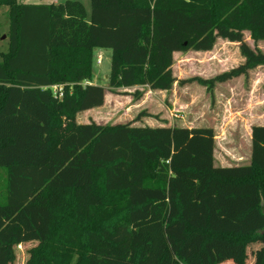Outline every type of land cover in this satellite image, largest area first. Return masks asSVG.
I'll return each instance as SVG.
<instances>
[{"label":"trees","instance_id":"16d2710c","mask_svg":"<svg viewBox=\"0 0 264 264\" xmlns=\"http://www.w3.org/2000/svg\"><path fill=\"white\" fill-rule=\"evenodd\" d=\"M2 4L10 48L0 54V264L29 242L25 264H188L178 252L194 247L200 261L220 242L240 249L238 264L258 245L264 264L263 125L252 127L249 165L220 166L209 126L77 121L105 100L93 82L99 48L112 52L114 92L171 89L174 53L209 51L219 37L239 43L245 61L195 78L209 89L264 64L244 38L264 40V0H91L90 17L79 0Z\"/></svg>","mask_w":264,"mask_h":264},{"label":"rangeland","instance_id":"374dc122","mask_svg":"<svg viewBox=\"0 0 264 264\" xmlns=\"http://www.w3.org/2000/svg\"><path fill=\"white\" fill-rule=\"evenodd\" d=\"M13 1L15 4H47L65 0ZM79 1L85 5L88 17H90L91 0ZM9 12L10 5H0V54L7 52L10 48ZM244 38L250 46L257 47L264 52V40L254 42L249 31H245ZM111 55V50L105 48H99L94 53L95 79L93 82L104 86L105 100L103 105L88 109L90 112L85 114L80 112L81 117L89 114V119L86 116L80 118L81 121L82 119L90 120L102 125H115L130 121H134L137 125L149 126L211 127L212 125L219 133L225 129L230 116L234 117L239 110L242 109L243 115L248 116L251 115V110L258 101H262L264 105V64L251 68L246 74L231 78L232 82L230 80L216 81L210 89L197 80L198 78L211 79L244 63L245 58L237 42H229L219 37L209 51L191 49L176 52L173 63V74L176 81L169 90H151L148 87L135 86L120 88L117 92L111 91L107 83V76L111 69ZM99 58L100 63H98ZM251 105H253L252 108ZM143 111L152 116H140L138 120H135ZM222 138H216L218 156L221 152L223 154L226 152L223 149V143L227 140ZM226 155L229 161L225 164L235 163L232 160V157H235L234 153L229 152ZM7 185L8 171L0 167V203L7 202ZM33 244L35 242L25 243L21 245V248L16 249V259L12 264H25L26 250ZM194 249L192 247L187 252L177 254L183 262L186 261L188 264H238L237 255L240 249L232 248L224 242L209 244L200 261L191 259ZM259 253L258 245L247 246L246 264H257Z\"/></svg>","mask_w":264,"mask_h":264},{"label":"crops","instance_id":"0c3cea01","mask_svg":"<svg viewBox=\"0 0 264 264\" xmlns=\"http://www.w3.org/2000/svg\"><path fill=\"white\" fill-rule=\"evenodd\" d=\"M232 80L233 79H230L231 82ZM251 91L252 89L250 90V92ZM252 106L253 105H251V108ZM89 110L82 111L81 113L85 114L87 112H90ZM251 111H252L251 115L244 116L243 115L244 112L241 109L237 112V115H235L234 117L230 116L228 122L226 123L225 129H223L219 133H217L215 127L211 125L216 135L215 138L220 139L223 137L222 139L227 140V142L223 143L224 147L222 145L223 149L226 151L224 154L223 152H221L222 156L217 155L216 153L217 150L215 148L214 157H215L216 165L236 166V165H249L251 163L252 127L254 125L264 126V105L262 104V101H258L257 105L254 106ZM81 113L77 114V121H79L80 123H89L90 120H84V119H82V121L80 120V118H84L86 116L87 119H89L88 118L89 114L81 117L80 116ZM227 134L229 135L227 136ZM229 152L234 153L236 158L232 157V160H234L235 163L225 164L226 161H229L228 156L226 155Z\"/></svg>","mask_w":264,"mask_h":264},{"label":"built area","instance_id":"2783aa9c","mask_svg":"<svg viewBox=\"0 0 264 264\" xmlns=\"http://www.w3.org/2000/svg\"><path fill=\"white\" fill-rule=\"evenodd\" d=\"M98 63H100V58L98 59ZM87 82L88 81H86L85 83ZM52 88H53L54 93H58L61 96L62 91H63V85H54Z\"/></svg>","mask_w":264,"mask_h":264}]
</instances>
